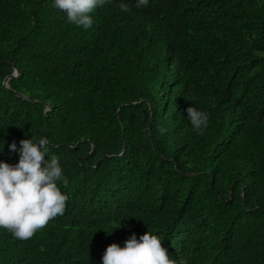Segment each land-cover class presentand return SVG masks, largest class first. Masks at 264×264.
<instances>
[{"label":"trees","instance_id":"1","mask_svg":"<svg viewBox=\"0 0 264 264\" xmlns=\"http://www.w3.org/2000/svg\"><path fill=\"white\" fill-rule=\"evenodd\" d=\"M136 4L85 29L0 0V161L46 138L69 196L28 240L0 228V264H102L149 229L181 264H264V0Z\"/></svg>","mask_w":264,"mask_h":264},{"label":"clouds","instance_id":"2","mask_svg":"<svg viewBox=\"0 0 264 264\" xmlns=\"http://www.w3.org/2000/svg\"><path fill=\"white\" fill-rule=\"evenodd\" d=\"M104 2L105 0H54V7L66 11L70 23L88 29L93 24L89 14ZM147 6L148 0H137V8ZM120 9L127 11L128 6L121 3ZM186 111L195 131L201 132L207 127L206 113L192 106ZM165 131L161 128L160 134L164 135ZM10 149L17 151L15 141ZM19 153L20 159L16 164L0 161V228L8 229L17 239L28 240L50 220L64 214L69 196L58 186V181L67 184L58 157L53 155L50 159L46 158L49 153V141L46 138L38 141L35 138L21 140ZM102 264L181 262L170 258L169 250L149 229L139 239L133 233L123 247L117 243L110 244L104 252Z\"/></svg>","mask_w":264,"mask_h":264},{"label":"water","instance_id":"3","mask_svg":"<svg viewBox=\"0 0 264 264\" xmlns=\"http://www.w3.org/2000/svg\"><path fill=\"white\" fill-rule=\"evenodd\" d=\"M16 73H17V70L15 69L14 72H13L11 75L7 76V77L4 79L3 83L6 84V86H7V79H8L9 77L15 76ZM17 94H18V95H22V94H20V93H17Z\"/></svg>","mask_w":264,"mask_h":264}]
</instances>
